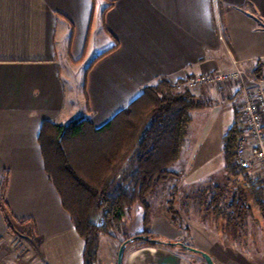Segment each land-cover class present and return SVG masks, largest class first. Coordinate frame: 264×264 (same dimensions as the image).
Wrapping results in <instances>:
<instances>
[{"label": "crops", "instance_id": "0c3cea01", "mask_svg": "<svg viewBox=\"0 0 264 264\" xmlns=\"http://www.w3.org/2000/svg\"><path fill=\"white\" fill-rule=\"evenodd\" d=\"M113 45L84 79L77 117L95 128L160 77L176 83L236 64L251 77L264 64V0H0V264H81L83 242L44 170L38 134L44 120L79 115L62 63L93 60ZM193 93L223 110L230 97L240 100L241 85ZM247 214L200 215L184 229L172 220L150 232L203 250L215 264H264V230ZM125 251L122 264H206L199 253L162 246Z\"/></svg>", "mask_w": 264, "mask_h": 264}, {"label": "trees", "instance_id": "16d2710c", "mask_svg": "<svg viewBox=\"0 0 264 264\" xmlns=\"http://www.w3.org/2000/svg\"><path fill=\"white\" fill-rule=\"evenodd\" d=\"M114 47L95 56L86 72L93 62ZM263 67L261 63L255 65L251 76L264 78ZM176 83L160 77L98 128L84 117H76L67 124L50 120L41 123L38 143L44 170L83 240V264H95L99 236L120 230L123 216L137 204L143 210L142 228L137 234L125 236L126 247L137 241L139 245L186 249L182 241L150 232V208L146 199L148 192L170 174L169 168L178 158L186 127L192 119L190 112L208 105L211 100L186 88L178 90ZM234 113V120L223 135L224 164L229 174H240L246 180L249 193L237 191L226 200L218 198L217 189L208 203L218 216L227 209L230 221L249 210V195L264 214V178L251 175L235 158L242 128L237 110ZM2 200L1 189L0 202ZM141 235L146 238L139 237ZM173 241L177 243L172 244Z\"/></svg>", "mask_w": 264, "mask_h": 264}, {"label": "rangeland", "instance_id": "374dc122", "mask_svg": "<svg viewBox=\"0 0 264 264\" xmlns=\"http://www.w3.org/2000/svg\"><path fill=\"white\" fill-rule=\"evenodd\" d=\"M91 61L90 58L74 64L62 63L65 80L71 87L72 95L78 101L77 114L79 115H74V117L83 115L82 90L85 72ZM196 89L190 91L193 92ZM208 98L211 99L208 105L190 112L192 119L186 127L178 158L169 168L170 174L154 186L146 196L151 219L149 230L152 226L157 228L170 226L172 220L181 229H184L186 221H198L200 215L220 217L217 215V211L213 212L214 208L211 205L208 206L211 196L214 195L213 192L217 189L218 198L224 197L226 200L232 198V195L237 191L245 190L249 193L246 180L240 174L231 175L227 171L222 152L223 135L226 128L234 120V111L237 110L239 96L230 97L223 110L218 99L209 96ZM228 106L230 108L227 109ZM217 108H221L218 110L221 117L218 119V123L213 126ZM74 117L65 119V124ZM77 143L79 144V142ZM244 194L242 193V196ZM247 199L249 204L247 215L252 216L254 222L257 221L256 227L261 226V230H264V214L259 211L250 195ZM142 213V207L139 204L134 205L131 212L123 216L120 230L111 231V235L99 236L95 264H115L118 248L125 236L137 234L139 232L137 229L142 228ZM228 214L227 209L222 211L224 220ZM131 245L139 244L137 241L130 242L126 247L125 255ZM82 253L83 249L81 251V264H83ZM43 264L45 263L43 262Z\"/></svg>", "mask_w": 264, "mask_h": 264}, {"label": "built area", "instance_id": "2783aa9c", "mask_svg": "<svg viewBox=\"0 0 264 264\" xmlns=\"http://www.w3.org/2000/svg\"><path fill=\"white\" fill-rule=\"evenodd\" d=\"M244 76L243 67L236 64L231 70L188 76L177 82L175 88L192 90L209 84L240 83L241 98L237 114L242 131L236 142L235 158L251 175L264 178V78L246 75L245 80Z\"/></svg>", "mask_w": 264, "mask_h": 264}, {"label": "water", "instance_id": "95a60500", "mask_svg": "<svg viewBox=\"0 0 264 264\" xmlns=\"http://www.w3.org/2000/svg\"><path fill=\"white\" fill-rule=\"evenodd\" d=\"M141 238H146L144 236H139ZM172 244H176L177 242H171ZM180 244H183L182 242H179ZM126 244H127V241H123L119 248H118V251H117V256H116V264H122V260H123V254H124V251H125V248H126ZM184 247L187 249V250H190V251H193V252H196V253H199L205 260L206 264H215L212 257L205 251L203 250H200V249H197V248H194V247H191L189 245H185L184 244Z\"/></svg>", "mask_w": 264, "mask_h": 264}]
</instances>
